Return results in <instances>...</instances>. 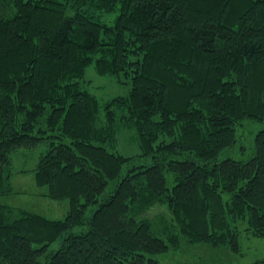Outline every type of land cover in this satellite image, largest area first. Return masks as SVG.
<instances>
[{
    "label": "trees",
    "instance_id": "trees-1",
    "mask_svg": "<svg viewBox=\"0 0 264 264\" xmlns=\"http://www.w3.org/2000/svg\"><path fill=\"white\" fill-rule=\"evenodd\" d=\"M92 63L129 93L101 105ZM248 119L264 123V0H0V264H155L182 239L236 246L242 223L264 238V128L249 159L226 154ZM126 128L138 155L115 149ZM41 147L62 219L2 200L10 155Z\"/></svg>",
    "mask_w": 264,
    "mask_h": 264
},
{
    "label": "rangeland",
    "instance_id": "rangeland-1",
    "mask_svg": "<svg viewBox=\"0 0 264 264\" xmlns=\"http://www.w3.org/2000/svg\"><path fill=\"white\" fill-rule=\"evenodd\" d=\"M117 12H109L101 16V20L113 23ZM83 85L93 92L100 100V104L111 100L114 96H124L131 90V78L124 74L99 75L92 63L84 76ZM101 110L104 111L101 107ZM103 113V112H102ZM264 128V123L248 119L239 126L237 131L238 143L227 155L235 159H249L254 153L253 143L255 134ZM119 153L124 155H138L141 152L139 132L135 128L119 131L117 138ZM243 145L244 147H240ZM46 147L36 149L19 148L10 155L13 171L11 185L13 192L3 198V202L15 207L37 212L50 218L62 219L70 208L68 199L54 200L46 195L48 186H39L35 182L34 168L41 152ZM170 183V182H169ZM228 198V195H226ZM163 208H154V211ZM241 224L238 244L212 245L207 242L189 243L182 239L179 247L170 248L162 254H155L158 261L155 264H254L264 258V238L256 236ZM56 243L52 247L56 248Z\"/></svg>",
    "mask_w": 264,
    "mask_h": 264
}]
</instances>
